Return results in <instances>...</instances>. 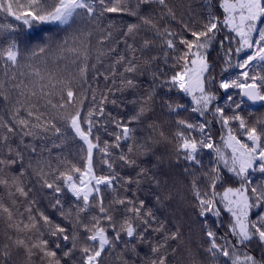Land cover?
<instances>
[{"label": "snow or ice", "instance_id": "obj_1", "mask_svg": "<svg viewBox=\"0 0 264 264\" xmlns=\"http://www.w3.org/2000/svg\"><path fill=\"white\" fill-rule=\"evenodd\" d=\"M181 8L0 0V264H264V0Z\"/></svg>", "mask_w": 264, "mask_h": 264}, {"label": "trees", "instance_id": "obj_2", "mask_svg": "<svg viewBox=\"0 0 264 264\" xmlns=\"http://www.w3.org/2000/svg\"><path fill=\"white\" fill-rule=\"evenodd\" d=\"M168 3H169V6L174 7V9L176 10V19L172 20L170 17H168L165 14L164 19L161 20L160 23L164 26L170 27L173 30L180 31L182 29V24H181V13L183 11V9L181 8L182 0H168ZM183 20L185 22H188V17L186 15L183 16ZM7 23L19 24L20 22L15 21L12 18H5L2 14H0V24H7ZM45 27L50 28V29H55L56 26L47 25ZM221 35H223V34H221ZM0 38H2V37H0ZM218 54H222V50L217 45L212 50L211 57L216 58ZM243 58H244V54H241L240 57H234L232 62L235 63L237 59H243ZM28 62L29 61L27 60V54H25V58L21 60V64L23 65V64L28 63ZM32 63L36 66H41V67L43 66L40 61H32ZM49 67H51V58H49ZM21 70L28 71V69H26V68L13 69V70L9 71V75H11L12 71L18 72ZM239 71H240L239 69H230V71L228 73H226L225 75L234 77L238 74ZM4 72H5V66H4L3 61L0 60V80L6 79V77L4 76ZM219 73H220V67H217L215 69V74L217 75V79L220 78ZM173 96H176L182 103H184L187 106L186 110L185 109L180 110L182 117H189L190 116V118L192 120H201L202 119L201 117H199V115L197 113L191 112V108L194 105L192 104L190 97L184 96L182 93H175V92L173 93ZM218 103L220 105H223V100L218 101ZM249 112H251L253 114V116H261V115H264V107H259V108L246 107L244 110V114L247 115V113H249ZM5 118H7V117H5ZM212 129L216 133L217 142H219L218 138H219L220 125L218 123H214L212 125ZM47 136H48V139H46L42 142L46 143L48 145V147L51 148L52 147L51 142L53 140H55L56 138L51 133H48ZM60 154H61L60 149L52 148L50 159L52 160L53 166H55L57 164L56 157ZM45 155L47 156L48 154L45 153ZM63 155H67L66 150L64 151ZM69 158L71 159L72 157H69ZM213 158H214V156L209 150L204 151L202 159H203L205 165H210L211 163H214ZM255 178L258 179L259 177H255ZM0 196H4L6 199V194H4L3 192H0ZM44 203L46 204L47 202L45 201ZM4 228H5V225H4L3 221L0 220V241H2L4 239V235H3Z\"/></svg>", "mask_w": 264, "mask_h": 264}, {"label": "water", "instance_id": "obj_3", "mask_svg": "<svg viewBox=\"0 0 264 264\" xmlns=\"http://www.w3.org/2000/svg\"><path fill=\"white\" fill-rule=\"evenodd\" d=\"M251 107H254V108H259L261 107L259 104H256V105H252Z\"/></svg>", "mask_w": 264, "mask_h": 264}]
</instances>
